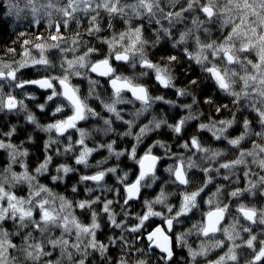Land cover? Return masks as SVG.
<instances>
[{
	"label": "clouds",
	"instance_id": "1",
	"mask_svg": "<svg viewBox=\"0 0 264 264\" xmlns=\"http://www.w3.org/2000/svg\"><path fill=\"white\" fill-rule=\"evenodd\" d=\"M0 264H264V0H0Z\"/></svg>",
	"mask_w": 264,
	"mask_h": 264
}]
</instances>
